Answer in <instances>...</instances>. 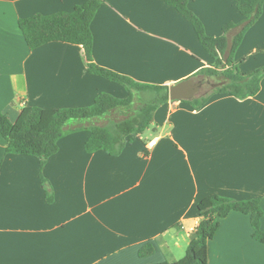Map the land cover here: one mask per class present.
<instances>
[{"label": "crops", "instance_id": "obj_1", "mask_svg": "<svg viewBox=\"0 0 264 264\" xmlns=\"http://www.w3.org/2000/svg\"><path fill=\"white\" fill-rule=\"evenodd\" d=\"M88 1L0 0V112L11 122L25 107L84 108L101 93L127 98L123 86L88 71L82 46L53 42L32 51L20 29L22 19L70 13ZM189 8L213 38L244 20L232 0H190ZM91 31L94 62L138 83L199 80L214 64L192 24L164 0H104ZM235 62L242 74L264 67V7ZM188 102L160 106L149 137L127 139L117 157L88 153L86 128L66 136L43 178L40 159L7 154L0 134V264H170L196 238L200 201L259 200L264 212V79L254 97L215 94L199 110ZM253 233L249 215L222 219L209 264H264ZM147 245L154 253L140 256Z\"/></svg>", "mask_w": 264, "mask_h": 264}, {"label": "trees", "instance_id": "obj_2", "mask_svg": "<svg viewBox=\"0 0 264 264\" xmlns=\"http://www.w3.org/2000/svg\"><path fill=\"white\" fill-rule=\"evenodd\" d=\"M244 18L241 24H227L223 35L217 38L206 34L201 20L190 10V0H164L188 20L204 49L214 60L212 67L202 69L198 78H217L222 85L210 93L189 101L195 110L201 109L215 94H229L244 100L256 96L261 90L264 67L251 74H242L235 54L246 33L263 14L264 0H232ZM104 0H89L75 7L70 13L61 12L49 16L34 15L19 22L30 50L48 43L60 42L82 46L85 51L88 71L123 86L128 91L125 99L101 93L94 104L84 108L41 109L25 107L13 123L0 112V134L7 142V154L35 156L40 159L41 176L47 161L59 152V142L68 135L87 130L90 137L85 145L88 153L105 151L111 156L123 152L127 139L142 136L152 126L153 113L170 101L169 87L142 84L130 77L97 65L93 59V34L91 24ZM230 38L231 34L234 33ZM113 113H121V119H109ZM107 120L105 125L97 121ZM72 123L89 126L70 127ZM1 167V164H0ZM51 200V196L48 194ZM201 222L196 238L189 244L185 256L170 264H209L208 245L215 237L221 220L232 212L249 215L254 230L253 238L264 244L261 228L264 212L259 200L234 201L212 195L197 204ZM154 253L152 245L140 251V256Z\"/></svg>", "mask_w": 264, "mask_h": 264}, {"label": "water", "instance_id": "obj_3", "mask_svg": "<svg viewBox=\"0 0 264 264\" xmlns=\"http://www.w3.org/2000/svg\"><path fill=\"white\" fill-rule=\"evenodd\" d=\"M207 85L205 79H187L169 87L171 102L191 101L196 99Z\"/></svg>", "mask_w": 264, "mask_h": 264}, {"label": "rangeland", "instance_id": "obj_4", "mask_svg": "<svg viewBox=\"0 0 264 264\" xmlns=\"http://www.w3.org/2000/svg\"><path fill=\"white\" fill-rule=\"evenodd\" d=\"M207 81V85L204 87L202 93L206 92V93H210L211 90H213V87L215 86L216 82L219 81V79L217 78H207L205 79ZM123 118V115H121V113H113L112 116L109 119H121ZM107 120H102V121H97L98 124L100 125H105L107 123ZM143 136H147L149 137L148 134H144Z\"/></svg>", "mask_w": 264, "mask_h": 264}, {"label": "built area", "instance_id": "obj_5", "mask_svg": "<svg viewBox=\"0 0 264 264\" xmlns=\"http://www.w3.org/2000/svg\"><path fill=\"white\" fill-rule=\"evenodd\" d=\"M155 144H156V141H155V140H152V141L149 143L148 147H149V148H152Z\"/></svg>", "mask_w": 264, "mask_h": 264}]
</instances>
